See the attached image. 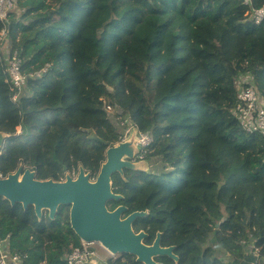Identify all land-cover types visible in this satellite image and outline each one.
I'll return each instance as SVG.
<instances>
[{"label": "trees", "instance_id": "obj_1", "mask_svg": "<svg viewBox=\"0 0 264 264\" xmlns=\"http://www.w3.org/2000/svg\"><path fill=\"white\" fill-rule=\"evenodd\" d=\"M0 45V177L96 180L127 125L149 132L153 171L112 174L108 201L147 214L146 244L174 246L164 264H264V135L236 107L242 87L264 99V20L242 0H14ZM263 7L264 0H253ZM28 77L12 89L9 58ZM41 72L39 75L37 73ZM18 93L17 99L14 95ZM129 122L123 125V121ZM18 127L21 132L18 133ZM70 205L55 218L0 195V235L20 264H66L82 246ZM256 243L263 247L256 253ZM110 264H143L133 254Z\"/></svg>", "mask_w": 264, "mask_h": 264}, {"label": "water", "instance_id": "obj_2", "mask_svg": "<svg viewBox=\"0 0 264 264\" xmlns=\"http://www.w3.org/2000/svg\"><path fill=\"white\" fill-rule=\"evenodd\" d=\"M8 135L0 132V150ZM134 140V141H133ZM135 137L118 142L108 148L106 161L102 164L96 180L90 179L83 167L77 177L67 176L64 181L52 179L38 180L34 171L22 166L7 177H0V195L12 204L20 202L25 208L33 205L39 217L48 210L50 218H55L62 204L70 205V222L77 235L88 242H100L112 254H133L143 264H164L156 261L158 255L174 254V246L164 247L160 243L161 233H158L153 244L144 242L147 233L136 232L133 223L138 216L147 214L144 211H134L123 217L128 209L120 205L114 210L108 208V201L119 199L120 194L112 190V174L123 173L124 168L141 169L135 159ZM129 157L128 160L124 156ZM22 174V178L19 175Z\"/></svg>", "mask_w": 264, "mask_h": 264}, {"label": "built area", "instance_id": "obj_3", "mask_svg": "<svg viewBox=\"0 0 264 264\" xmlns=\"http://www.w3.org/2000/svg\"><path fill=\"white\" fill-rule=\"evenodd\" d=\"M14 0H0V20L5 21L9 17L12 10ZM244 4L252 6L251 15L256 23L264 20V6L255 7L253 0H242ZM4 35L5 30L2 31ZM37 73L36 75H39ZM9 81L12 89L20 91L27 83L28 77L22 71V59L15 52L9 58L8 65ZM18 93L14 95L17 99ZM239 102L236 107L237 114L248 131H259L264 135V99L259 94L254 86L242 87L238 93ZM136 133L139 139L135 141L140 153L138 156L142 159L148 151V148L153 142V137L149 132ZM132 135L129 131L121 137L120 142L128 140ZM8 238H3L0 235V264H20L22 259L20 255L12 254L6 247ZM95 242L82 241V246L74 248L71 253L66 255V264H110L109 258H105L98 250L93 247ZM107 250V249H106ZM108 251V250H107Z\"/></svg>", "mask_w": 264, "mask_h": 264}, {"label": "rangeland", "instance_id": "obj_4", "mask_svg": "<svg viewBox=\"0 0 264 264\" xmlns=\"http://www.w3.org/2000/svg\"><path fill=\"white\" fill-rule=\"evenodd\" d=\"M16 9L17 8V4H15V2L13 1V7H12V10L13 9ZM3 32H0V45H1V40L3 41V38L2 37H4L3 35ZM41 73V72H40ZM123 125H127V124H129V122H126V120H124L123 121V123H122ZM127 131H129V134H131L132 136H134L135 137V135H136V133H139L138 131H139V129H138V127L135 125V124H131V125H127V127L125 128V131L124 132H127ZM21 132V127H18V133H20ZM130 139V138H129ZM128 139V140H129ZM139 139V136H136L135 137V141H137ZM134 141V140H133ZM133 144L136 146V150H135V157L140 153V150H139V148H138V146L135 144V142H133ZM136 158H139V157H136ZM124 159L125 160H128L129 159V157L127 156V155H125L124 156ZM134 159H132V161H133ZM138 164H139V167L143 170H148V171H153V169L155 168V167H152L154 164H152L153 162H151V161H148V160H144V159H142V160H138V162H137ZM19 178L21 179L22 178V174H20L19 175ZM50 212V211H49ZM93 247L96 249V250H98L99 252H100V254L101 255H103L105 258H110V257H115V256H117V254H112L110 251H107L106 250V248H104V246L102 245V243H100V242H98V241H96L94 244H93ZM256 247H257V249H256V253L263 247V245H259V244H257L256 243Z\"/></svg>", "mask_w": 264, "mask_h": 264}, {"label": "clouds", "instance_id": "obj_5", "mask_svg": "<svg viewBox=\"0 0 264 264\" xmlns=\"http://www.w3.org/2000/svg\"><path fill=\"white\" fill-rule=\"evenodd\" d=\"M120 142V141H119ZM136 157H139L138 155L136 156ZM136 157H135V159H136ZM142 159H144V158H142ZM140 157H139V160H142ZM138 161V160H137Z\"/></svg>", "mask_w": 264, "mask_h": 264}, {"label": "crops", "instance_id": "obj_6", "mask_svg": "<svg viewBox=\"0 0 264 264\" xmlns=\"http://www.w3.org/2000/svg\"><path fill=\"white\" fill-rule=\"evenodd\" d=\"M9 250V249H8ZM89 264H95V262H89Z\"/></svg>", "mask_w": 264, "mask_h": 264}, {"label": "flooded vegetation", "instance_id": "obj_7", "mask_svg": "<svg viewBox=\"0 0 264 264\" xmlns=\"http://www.w3.org/2000/svg\"><path fill=\"white\" fill-rule=\"evenodd\" d=\"M137 160H139V158L134 159V161H137Z\"/></svg>", "mask_w": 264, "mask_h": 264}]
</instances>
